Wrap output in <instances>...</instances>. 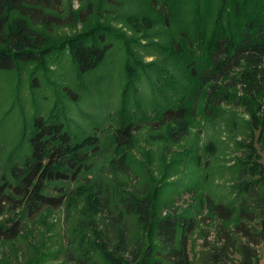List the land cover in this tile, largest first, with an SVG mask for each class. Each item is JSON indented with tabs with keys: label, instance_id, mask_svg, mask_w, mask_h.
Listing matches in <instances>:
<instances>
[{
	"label": "trees",
	"instance_id": "1",
	"mask_svg": "<svg viewBox=\"0 0 264 264\" xmlns=\"http://www.w3.org/2000/svg\"><path fill=\"white\" fill-rule=\"evenodd\" d=\"M63 2L0 0V69L18 71L69 56L77 72L87 75L106 60L115 46L111 29L97 26L50 41L46 32L75 25L83 17L72 11L64 16ZM151 4L156 5L157 19L128 16L126 23L138 35L155 31L160 35V26L170 29L173 36L159 38L170 44L168 51L184 59L179 69L182 78L164 68L168 87L161 101L152 98L156 117H150V124L155 130H159L157 123L167 126L166 134L157 139L181 142L190 135L191 120L200 112L214 116L231 99V88L239 87L244 94L240 101L249 103V128L236 143L226 201L209 196L199 199L198 189L193 188L187 192L194 194L193 205L184 208L186 202L180 205L176 200L159 207V194L156 189L149 192V186L131 192L116 179L85 177L101 150L105 131L73 133L65 116L54 111L34 120L32 129L24 133L29 152L12 166L10 178L0 179V243L18 238L24 218L34 220L46 210L64 208L73 226L67 235L68 247L64 253L50 254L53 260L64 255L69 264H260L259 247L264 243V0H152ZM85 18L83 24L89 16ZM136 65L144 67L139 61ZM126 71L129 79L119 124L108 129L114 157L106 170L108 175L131 177V152L142 124L135 122L131 105V100L141 105L134 88L139 72L130 63ZM206 151L216 154L217 148L211 142ZM205 207L221 223L213 238L206 233L204 254L196 261L191 238Z\"/></svg>",
	"mask_w": 264,
	"mask_h": 264
},
{
	"label": "rangeland",
	"instance_id": "2",
	"mask_svg": "<svg viewBox=\"0 0 264 264\" xmlns=\"http://www.w3.org/2000/svg\"><path fill=\"white\" fill-rule=\"evenodd\" d=\"M151 1L64 0L63 15L72 11L83 16L78 23L65 25L51 33L38 27L47 33L51 42L71 38L97 26L111 29L115 46L106 60L90 74L80 75L69 56L60 61L48 60L38 67L29 65L18 71L0 69V179L3 176L10 178L12 166L20 163L29 152V141L24 133L32 129L34 120L39 116L46 118L55 111L65 116L73 133L105 131L101 150L88 165L85 177L93 180L104 177L110 182L116 179L131 192H140L149 186V192L156 189L159 194V207L164 203L172 205L176 200L180 205L186 202L184 208L193 205L194 194L187 193L193 188L198 189L199 199L205 200L209 196L226 201L232 179L229 166L236 156V143L245 137L249 128L250 107L246 106L249 103L240 101L244 94L239 87L231 88V99L216 109L214 116L208 118L200 112L191 120L190 135L181 142L176 144L157 139L166 134L167 126L157 123L159 130H155L150 124V117H156L151 107L152 98L161 101L162 91L168 87L169 77L164 68L169 67L172 76L182 78L179 69L182 70L184 59L174 51H168L170 44L159 38L160 35L165 38L173 36L170 29L160 26L157 28L160 35L157 31L138 35L126 23L128 16L146 15L157 19V8ZM88 16V21L83 24ZM176 36L180 38L181 34ZM136 61L144 67H138ZM128 63L139 72L134 88L138 95L137 104L141 105L137 107L133 100L131 105L136 113L135 122L142 124L131 152L134 165L131 177L108 175L106 170L114 157V147L108 138L112 131L108 129L119 124L123 93L129 79ZM159 81L163 84L160 85ZM211 142L217 148L216 154L206 151ZM261 154L264 163V152ZM204 209L191 238L192 257L196 261H200L204 254L206 233L210 232V238H213L217 223H221L207 207ZM72 226L64 208L46 210L34 220L24 218L23 231L18 238L0 243V264H69L64 255L53 260L50 254L65 252ZM259 255L260 264H264V243L259 247Z\"/></svg>",
	"mask_w": 264,
	"mask_h": 264
}]
</instances>
